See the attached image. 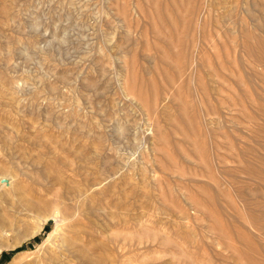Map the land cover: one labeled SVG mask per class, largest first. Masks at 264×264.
<instances>
[{
	"label": "rangeland",
	"instance_id": "obj_1",
	"mask_svg": "<svg viewBox=\"0 0 264 264\" xmlns=\"http://www.w3.org/2000/svg\"><path fill=\"white\" fill-rule=\"evenodd\" d=\"M0 164V264H264V0H0Z\"/></svg>",
	"mask_w": 264,
	"mask_h": 264
},
{
	"label": "bare ground",
	"instance_id": "obj_2",
	"mask_svg": "<svg viewBox=\"0 0 264 264\" xmlns=\"http://www.w3.org/2000/svg\"><path fill=\"white\" fill-rule=\"evenodd\" d=\"M4 164V163H3ZM2 166H6V165H1L0 164V171H2L4 168L2 167ZM7 167V166H6ZM8 168V167H7ZM43 169H45V167L43 168ZM8 170V169H7ZM24 171V170H23ZM30 171V170H29ZM44 171V170H43ZM15 172V171H14ZM30 173V172H29ZM28 173V171H24V172H21V174H23V175H25V174H29ZM32 174V173H31ZM11 176L13 177V176H15V174L12 172V174H11ZM33 177V176H32ZM35 177V176H34ZM36 178V177H35ZM7 180V179H6ZM22 180V179H21ZM1 181H3V179L2 180H0V182ZM18 181H19V178H18ZM21 183H22V181H21ZM2 184V183H1ZM0 184V185H1ZM8 184V183H7ZM27 183H25V185H26ZM9 186H10V184H8ZM24 185V184H23ZM21 186V184L20 183H15V185H12V186H8L7 188H5L6 187V185H4V191L3 192H6L7 193V195H10V198L11 197H16L17 199H18V203H20V205H23V206H25V207H28L29 209L28 210H30V209H33V210H35V211H38L39 210V206H40V204L39 203H41L42 202V199H41V201H34V199H31L30 197H29V194L27 195V192H30V190L29 191H27V192H25V187L26 186ZM29 187V186H28ZM73 188V187H72ZM73 190V189H72ZM84 192V191H83ZM79 193V192H78ZM34 194V193H33ZM36 194V193H35ZM70 194H73L72 193V191H71V193ZM4 195V194H3ZM84 195V194H83ZM36 196V195H35ZM39 196V195H38ZM81 196V195H80ZM3 197H5V196H3ZM85 197H87V195H85ZM40 198V197H39ZM41 198H42V196H41ZM35 200H36V198H35ZM43 200H44V198H43ZM46 200V199H45ZM77 200V199H76ZM43 202H45V201H43ZM46 202H47V200H46ZM9 203V202H8ZM45 204V203H44ZM47 204V203H46ZM3 205V204H2ZM1 207V206H0ZM5 207V206H4ZM47 207V206H46ZM43 208V207H42ZM44 208H45V205H44ZM41 209V208H40ZM3 210V209H2ZM5 210V209H4ZM25 210V209H24ZM20 211V210H19ZM40 212V211H39ZM41 213V212H40ZM4 214V213H3ZM16 214V213H15ZM7 215H9V214H7ZM4 216V215H3ZM8 218V217H7ZM15 218V217H14ZM0 220H1V216H0ZM7 220V219H6ZM10 223H11V221H10ZM9 223V224H10ZM12 223H13V221H12ZM14 224V223H13ZM8 225V224H7ZM1 226V225H0ZM2 227H3V225H2ZM1 227V228H2ZM7 227V226H6ZM34 228V227H33ZM81 229V228H80ZM3 230V229H2ZM9 230V229H8ZM10 231V230H9ZM75 231V230H74ZM30 232V231H29ZM84 232V231H83ZM90 232V231H89ZM5 235V234H4ZM75 235H80V234H75ZM79 237H82V236H79ZM70 239V238H69ZM77 239H78V236H77ZM90 239V238H89ZM72 240V239H71ZM76 241H78V240H76ZM75 243V242H74ZM85 243V242H84ZM83 243V244H84ZM77 244H79L78 242H77ZM89 244V243H88ZM16 245H18V242H15V243H9V245H8V247H15ZM67 245V244H66ZM72 245H73V243H72ZM82 245V244H81ZM80 245V246H81ZM86 245V244H85ZM56 246V245H55ZM1 247V246H0ZM82 247H83V245H82ZM88 247V246H87ZM78 249V248H77ZM84 249H86V248H84ZM88 250V248L86 249V251ZM65 251V250H64ZM76 251V249L74 250V252ZM79 251V250H78ZM83 251V250H82ZM89 251H90V249H89ZM63 252V251H62ZM88 252V251H87ZM91 252V251H90ZM79 253V252H78ZM83 253V252H82ZM85 253V252H84ZM83 253V254H84ZM89 253V252H88ZM87 253V254H88ZM55 254V253H54ZM53 254V255H54ZM91 254V253H90ZM59 255V254H58ZM57 255V256H58ZM50 256V255H49ZM27 255H25V254H20V253H18V254H16L13 258H12V260H11V264H30V261L28 260L27 261ZM33 257V256H32ZM54 257V256H53ZM82 257V256H81ZM91 256H89V258H90ZM83 258H85V257H83ZM100 258V257H99ZM78 259V258H77ZM91 259V258H90ZM54 260V259H53ZM58 260V259H57ZM84 260V259H83ZM82 260V261H83ZM85 261V260H84ZM88 261H89V259H88ZM102 262H103V258H100V259H91V262H89V264H102ZM35 263V262H34ZM52 264V263H51ZM86 264V263H85Z\"/></svg>",
	"mask_w": 264,
	"mask_h": 264
}]
</instances>
